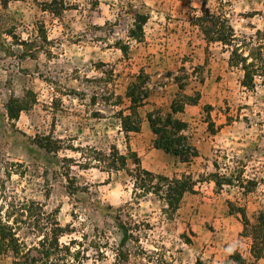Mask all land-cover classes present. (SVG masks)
Instances as JSON below:
<instances>
[{
	"label": "rangeland",
	"instance_id": "1",
	"mask_svg": "<svg viewBox=\"0 0 264 264\" xmlns=\"http://www.w3.org/2000/svg\"><path fill=\"white\" fill-rule=\"evenodd\" d=\"M2 1L0 264H227L235 253L264 264L240 214L254 223L264 211V0H208L233 30L232 47L218 40L220 25L207 38L193 24L203 0H68L61 17ZM137 15L147 22L135 38ZM131 89L150 95L137 109L139 133L121 122ZM173 104L184 106L174 117L199 151L191 164L155 147L147 116ZM115 150L127 169L112 167ZM134 154L156 176L197 182L173 216L136 191ZM212 174L231 185L219 190ZM56 223L60 247L39 252Z\"/></svg>",
	"mask_w": 264,
	"mask_h": 264
},
{
	"label": "trees",
	"instance_id": "2",
	"mask_svg": "<svg viewBox=\"0 0 264 264\" xmlns=\"http://www.w3.org/2000/svg\"><path fill=\"white\" fill-rule=\"evenodd\" d=\"M27 2L31 1L35 6L44 9L45 11L51 12L57 17H61L65 11L72 8V4L68 0H3V5L5 7L11 2ZM202 15L196 17L193 24L198 26L204 35L209 38L210 26L214 27L220 25L218 28V40L225 44L226 46H233L234 33L233 30L227 25V21L223 17H219L212 14L208 10V0H203L202 2ZM147 22V18L143 15H137L136 17V30L132 32L133 37H141L143 34L144 26ZM138 33V34H137ZM237 54L236 52H234ZM236 64L239 60L234 58ZM137 91L131 89L128 93V97L131 101L130 114L121 115V122L123 125V130L127 133H139L141 131V125L138 117L137 109L145 104V101L149 99L150 95L148 93H142V95H136ZM171 112L168 114L163 113L161 109H156L150 112L147 116L149 126L152 133L156 136L155 147L164 151L166 154L172 155L178 158L182 163L191 164L194 159L199 157L198 149L193 146L189 137L186 136L189 125L174 117L177 113H182L184 106H176L173 104L171 106ZM20 109H9L11 118L17 119L19 117ZM39 146L48 152L58 151V145L56 143H44V139L39 141ZM116 155L114 157V162L112 167L116 170L119 168L127 169L129 158L121 156L117 150H115ZM133 165L134 169H128V175L135 181V189L139 190L140 194H155L158 198L164 201L168 207L169 216H173L180 208L181 202L186 194L195 193V187L197 185L196 181H193L191 177H180V178H167L156 176L153 173L145 170L140 159L136 154L133 155ZM212 180L219 190H222L226 185H231L227 177L212 174L210 175L209 181ZM243 217V233L242 236L250 241V253L256 259H264V211L261 212L252 223L247 217L244 210L240 211ZM63 230L56 223L55 229L51 232L50 237H44L38 243L40 251H44L49 255L50 250L53 248H59V240L62 237ZM9 240L13 251L16 256L21 254V248L12 234ZM71 244H75L72 242ZM70 246H66L69 249ZM71 252V248H70ZM23 256V255H22ZM33 263L34 260H25V262H18L17 264H28ZM227 264H246V260L239 253H235L229 258Z\"/></svg>",
	"mask_w": 264,
	"mask_h": 264
}]
</instances>
